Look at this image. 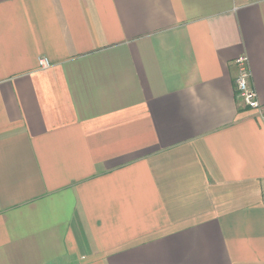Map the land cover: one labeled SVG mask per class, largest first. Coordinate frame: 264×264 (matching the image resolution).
I'll return each mask as SVG.
<instances>
[{"label":"crops","instance_id":"0c3cea01","mask_svg":"<svg viewBox=\"0 0 264 264\" xmlns=\"http://www.w3.org/2000/svg\"><path fill=\"white\" fill-rule=\"evenodd\" d=\"M241 55L264 0H0V264H264Z\"/></svg>","mask_w":264,"mask_h":264},{"label":"built area","instance_id":"2783aa9c","mask_svg":"<svg viewBox=\"0 0 264 264\" xmlns=\"http://www.w3.org/2000/svg\"><path fill=\"white\" fill-rule=\"evenodd\" d=\"M41 65H48L45 58L39 60ZM237 67V73L234 80L236 98L245 108L254 109L260 115H264V105L258 100L256 91L250 84V72L248 60L245 55H241L234 60Z\"/></svg>","mask_w":264,"mask_h":264}]
</instances>
